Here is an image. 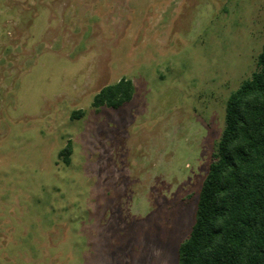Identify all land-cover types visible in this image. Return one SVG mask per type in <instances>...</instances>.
<instances>
[{"label":"rangeland","instance_id":"1","mask_svg":"<svg viewBox=\"0 0 264 264\" xmlns=\"http://www.w3.org/2000/svg\"><path fill=\"white\" fill-rule=\"evenodd\" d=\"M263 43L264 0H0V264H178Z\"/></svg>","mask_w":264,"mask_h":264},{"label":"trees","instance_id":"2","mask_svg":"<svg viewBox=\"0 0 264 264\" xmlns=\"http://www.w3.org/2000/svg\"><path fill=\"white\" fill-rule=\"evenodd\" d=\"M257 69L226 101L225 128L197 202L178 264H264V43ZM135 87L121 78L93 98L95 109H118ZM74 112L73 117H81ZM72 143L60 152L70 164Z\"/></svg>","mask_w":264,"mask_h":264}]
</instances>
